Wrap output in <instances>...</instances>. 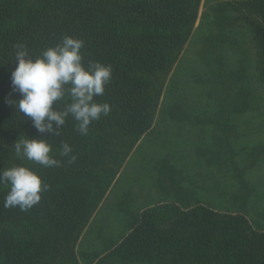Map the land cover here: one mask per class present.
I'll list each match as a JSON object with an SVG mask.
<instances>
[{
    "label": "trees",
    "instance_id": "obj_1",
    "mask_svg": "<svg viewBox=\"0 0 264 264\" xmlns=\"http://www.w3.org/2000/svg\"><path fill=\"white\" fill-rule=\"evenodd\" d=\"M200 4L0 0V179L10 177L0 182V264H36L35 254L44 248L33 246L56 247L57 235L68 239L80 231L87 205L79 183L59 178L106 176L108 169L109 175L149 132ZM248 8L264 81V0H251ZM245 107L238 100L233 109ZM50 160L79 165L61 175L45 165ZM39 177H50L46 194ZM5 181L16 191H8ZM90 184L104 189L97 180ZM172 203L154 205L136 219L110 261L264 264V233L247 210L202 213L189 203ZM170 207L179 219L167 235L158 234L156 215ZM64 264H77L74 255Z\"/></svg>",
    "mask_w": 264,
    "mask_h": 264
},
{
    "label": "rangeland",
    "instance_id": "obj_2",
    "mask_svg": "<svg viewBox=\"0 0 264 264\" xmlns=\"http://www.w3.org/2000/svg\"><path fill=\"white\" fill-rule=\"evenodd\" d=\"M250 2L201 0L194 32L169 74L149 132L110 177L108 169L106 176L59 178L79 183L87 205L84 225L68 239L57 235L56 247L33 246L44 248L35 254L36 264H64L73 255L77 264H141L110 261L111 250L136 219L160 203L181 201L202 213L244 209L264 233L263 58L248 24ZM238 100L246 105L242 112L233 109ZM45 165L68 175L79 164L61 160ZM3 178L10 180L0 182ZM39 178L46 194L50 177ZM96 180L102 191L90 184ZM7 181V190L16 191L18 186ZM172 208L156 215L158 234L167 235L179 219Z\"/></svg>",
    "mask_w": 264,
    "mask_h": 264
}]
</instances>
